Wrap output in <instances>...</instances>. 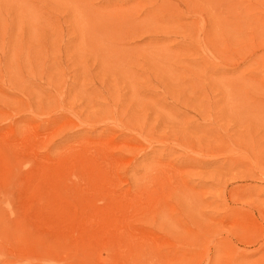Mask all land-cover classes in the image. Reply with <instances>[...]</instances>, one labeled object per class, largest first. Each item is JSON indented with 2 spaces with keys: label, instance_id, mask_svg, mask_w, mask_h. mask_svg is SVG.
<instances>
[{
  "label": "rangeland",
  "instance_id": "obj_1",
  "mask_svg": "<svg viewBox=\"0 0 264 264\" xmlns=\"http://www.w3.org/2000/svg\"><path fill=\"white\" fill-rule=\"evenodd\" d=\"M0 264H264V0H0Z\"/></svg>",
  "mask_w": 264,
  "mask_h": 264
}]
</instances>
